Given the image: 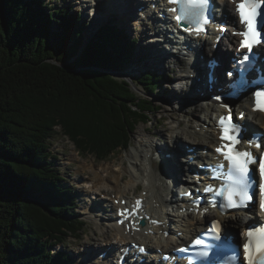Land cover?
Masks as SVG:
<instances>
[{
	"label": "trees",
	"instance_id": "16d2710c",
	"mask_svg": "<svg viewBox=\"0 0 264 264\" xmlns=\"http://www.w3.org/2000/svg\"><path fill=\"white\" fill-rule=\"evenodd\" d=\"M81 20L36 0H0V264H73L51 253L83 226L50 162L56 128L102 161L127 150L137 125L155 114L132 84L155 93L159 74L132 84L114 75L134 41L111 22L84 39Z\"/></svg>",
	"mask_w": 264,
	"mask_h": 264
},
{
	"label": "bare ground",
	"instance_id": "6f19581e",
	"mask_svg": "<svg viewBox=\"0 0 264 264\" xmlns=\"http://www.w3.org/2000/svg\"><path fill=\"white\" fill-rule=\"evenodd\" d=\"M81 1H85V0H81ZM141 1L146 2L145 0H141ZM116 2L119 5L117 8L120 9V12L113 11L116 13V15L115 14L114 15L116 17L120 15V16H123V18H125V15H126L127 20H128V17H131L133 15L134 8L138 9V7L140 6V5L137 6L134 2L129 1L127 2L126 6L123 8L121 7V5L126 3V1L124 2L123 0H116ZM101 5H104V4L101 3L99 6ZM227 8L229 9L228 6ZM101 11H104V14H106L107 13L106 11L109 12L110 9L105 7V10L102 9ZM229 13L230 12L228 11V14H227L228 18H229ZM101 14H103V12H101ZM135 18L137 20H140V21H137V23H135L136 26L140 27V31H143V30L151 31L152 39L150 40H156V37H155L156 32H154L151 27L148 29L145 23L143 22L141 23L140 13L138 11H137V15ZM179 31L183 33L182 30L179 29ZM143 34L140 37L141 40L144 39ZM138 35L139 33H137L135 36H138ZM146 45L140 46L143 49V52L145 48L151 49L149 51L146 49L148 57L144 58L143 66L148 67L149 69L155 68V70L157 71H162L167 66H168V69H172L175 66V64L174 66L171 65L170 62L167 61L165 58H161L160 55L157 54L158 49L152 46L151 43L149 44L147 42ZM221 52H222V47H217V51H215V54L217 56H220ZM142 56L144 57V55ZM205 59H208V56L205 55L204 53V59L201 61V63H202L203 71L206 74L208 69L205 64L206 61H204ZM221 59L223 60L224 57H221ZM138 62H140V59H137V63ZM184 65H185L184 67L186 68V70L188 69L187 71H184L183 74H181L182 76H180L181 78L183 77L185 79L184 87L182 85L177 84L178 82L175 83L174 88L168 85L169 88L171 87L173 89V95L172 96L171 95L170 96L159 95L161 98L164 99V102H161V104L157 103L155 105L156 109L160 107L162 108V106H165L172 111L171 113L165 114V117L169 120L167 121V133L165 134L167 136H162L164 134H161V135L159 134L160 135L159 139L161 138L165 139L166 141L165 143H167V145L158 147L157 144H153V141H150L146 144H141L139 147H135V149L131 153H129L128 158H127L129 161V165H130L129 168H127L123 160H120V161L113 160L110 162L104 161L103 164L101 163L95 164L93 161L90 164H88L89 169H90L89 173H91V176L88 177L86 180H83L82 185L78 187L79 188L83 187L84 189L83 192H85L87 197L89 198L91 197V195H94L96 197L101 196L99 198L100 200L106 199L105 200L106 202L105 210H107V213H109V215H107V217L105 218L106 219L105 226H104L105 230L102 234L103 235L102 241L104 243H102L98 247V251L96 255L98 253L101 254L104 251L107 252L108 255H111L114 249H119V248L124 249V247L127 244H130L131 241H135L138 244H144L148 248H152L153 250H156L158 247H162L164 248L165 251H170V249H173L175 247H180V245L184 244L183 242H187V241L189 242V239L191 238L192 235L196 234L198 231H201L203 229V227L196 226L197 222L196 223L193 222L195 216L192 213L183 214V213L176 212V214L175 213L168 214L167 212H164V214H161V209L156 208V205H158V208H160L161 206L160 202L161 201L166 202L168 200L167 195L168 194L170 195L173 192L172 188H170L172 184L170 183L169 179H167L169 178V175H170L167 170V165L170 166L172 169L176 170L177 172L176 181L180 182L181 181L180 179L183 176H185V173L188 172L187 170L191 166L189 163H186L188 158L190 156L192 157L194 153L200 152L199 150L201 149L199 148H205L203 150L212 149L211 145L216 141V137H217V134L215 133V130H214V123L210 118H208L209 116L205 113V111H203L204 110L203 108L199 109V110H202L201 111L202 113H198V117H194V115L193 116L191 115L192 117H188L185 120L181 119V117H184V115L190 116L192 112V108L186 107V103H189V102L193 103V101H191L192 100L191 96L186 94L183 97V96L178 95L176 91L180 88V86L182 87L181 89L186 90L185 87L186 85L189 84L188 82L189 77L187 75L191 73L190 69H194V67L191 66L190 64H184ZM126 71L125 73L128 74L130 72V69L127 68ZM203 83L205 85V87L202 89V91H204V96L195 95L194 97L196 99H202L205 96L211 95V93L213 92V91L210 92L207 89V85L209 84V82L205 78H203ZM176 94L179 97H175ZM178 100L179 102L182 101L180 102L182 104L179 105L180 106L179 108L174 106V104H176ZM208 108L212 111L221 112V110H219L218 107L216 109V106L215 105L213 106L212 104H209ZM196 110L200 112L198 109ZM196 115L197 114H195V116ZM171 119H173L174 121H170ZM245 120L247 122V125H250V126L255 121H262L264 123V120L258 114L252 115V114L247 113ZM171 123H175V125L171 126ZM150 129H151L150 127H144L142 129V132L151 133L152 131ZM182 144L187 145L190 148L191 147L194 148L193 153L192 154L185 153L184 148H182L183 147ZM156 151H159L160 153H163V154H167V153L170 154L169 161L165 159L163 160L164 168H162L160 164L158 163V161H160L159 158L157 160L155 158H152V156H150V152L155 153ZM197 156H199V160H201L200 154ZM180 157H182L181 158L182 160L179 159ZM85 165H87V163H85ZM124 176H127L128 180L124 179ZM143 179H146L147 182L143 183L142 182ZM139 186L143 187V189L140 192H136V189ZM182 186H185V185H182ZM186 187L188 186L186 185ZM165 191H167L166 197H165ZM136 193H139V194L136 195ZM113 194H114V197H113ZM128 194H132L133 197L128 196ZM134 198L145 199L144 204H145L146 212L147 214L151 216L152 219H159V220L163 219V222H165L166 217H167L168 222L170 224L174 223L175 227H176V224H179V223L183 225V228H181V233H182L181 237L174 238L173 236H171L169 239H164L163 233L165 230H168L165 226H162V227L152 226L151 228L155 231L154 236L146 237L145 235H143L144 230L142 232L136 233L133 236V238L125 234L122 228H119V226L117 227L114 224V221H117V217H114L113 219L110 218V214H113V212L109 207H110V204L114 205V200H122V199L129 200V199H134ZM183 206L188 207V205H183ZM84 214H90V213H88V211L85 210ZM247 218H248V215L245 216L243 214H240V217L231 216L229 219H231V222L234 220L237 221V224H239L243 228L245 223L243 225L241 220H246ZM223 219L226 222H228V226H229L230 221L228 220L227 216L223 217ZM198 221L203 222L202 219H199ZM229 227L232 230L236 228L235 225L229 226ZM160 230H161V233L159 234ZM172 233L174 234L175 231H172ZM110 235H112V237H109ZM112 238L118 241L117 246H115L111 242ZM180 239H182L183 241L180 242ZM103 245H106V247L103 248ZM88 252H91V250H88ZM192 252L193 251H191V253ZM155 253L156 252L153 253L154 255L153 257L156 260L160 256L155 255ZM80 256H84V254Z\"/></svg>",
	"mask_w": 264,
	"mask_h": 264
},
{
	"label": "rangeland",
	"instance_id": "374dc122",
	"mask_svg": "<svg viewBox=\"0 0 264 264\" xmlns=\"http://www.w3.org/2000/svg\"><path fill=\"white\" fill-rule=\"evenodd\" d=\"M42 1L44 3H47V5L49 2H51L50 6H52V9L69 8L71 14L78 12V14H80V16L82 17L81 30L84 39L91 38L94 35L95 31L99 29L100 26L106 24L108 20L111 22H115L116 26H120V27L125 26L127 31H129L130 33L129 38L131 40L133 39L134 35H136L139 32L138 30L139 27L135 25H131V23L133 22L130 20L127 21L126 15L125 18H123V16L120 15H118V17L115 18L116 13L112 12L111 9L109 12L106 11L107 13L104 14V11L101 10L102 9L105 10L106 7L105 2L103 3L104 5L101 6L98 5L97 7V5L92 4L93 2L91 3L84 1H82L84 2L83 5H77L72 0H40V2ZM101 12H103L104 15L101 14ZM58 33L59 32L56 24H52L51 34L54 37H57ZM131 34L133 35L131 36ZM52 41L55 42L54 39H52ZM147 42H148L147 39H142L140 42L136 41L134 51L133 53H131L130 57L128 58L129 61L132 62V65H128L126 67L123 66L121 72L114 74L116 77L125 79L124 73L127 70V68L130 69V72L128 73L130 76L127 77L126 80H128L131 84L135 82L139 78V76L144 72H152V73L158 72L157 74L164 76V78H166L167 76L170 77V75L171 77L173 76L172 73H175L174 67L172 69H169V71L171 70V72H168L166 71V67L162 71H157L155 70V68L149 69L148 67L143 66L144 58L148 57L146 49L148 51L151 49L145 48L143 52V49L140 46L146 45ZM142 55H144V57ZM137 59H140V62L137 63ZM176 75L177 72L176 74H174V76ZM132 86L140 97L150 101L154 105V107L157 103L161 104V102H164V99L161 98L159 95H163V96L173 95V89L169 88L168 84L159 87L155 93L146 92L147 94L143 91V89H145L144 87L140 86L136 88V86H134L133 84ZM176 97L179 96L177 95ZM157 110L159 111H155V114L148 113V119L146 123H140L139 125H137V128L135 129L133 135L131 136L130 147L125 151L124 150L122 151L121 149V151L112 154L105 162H110L113 160H119V161L123 160L127 168H129L130 165L127 158L129 153H131L135 149V147H139L141 144H146L150 141H153V144H157V146L161 145V143H164L165 139L161 138L160 140L159 136L161 134H164L162 136H167L165 134L167 133V121L169 120L165 117V114L171 113L172 111L165 106H162V108L161 107L157 108ZM195 114L197 115L195 116ZM193 115L194 117H198V112L193 110L192 116ZM160 116L161 117L164 116L163 119H161ZM187 118L188 116L186 115H184V117H181L182 120H185ZM170 121H174V120L171 119ZM172 125H175V123H171V126ZM144 127H150L151 128L150 130L152 132L151 133L142 132V129ZM55 130H56V134L49 141V145H50L49 151L53 156L56 157V159L54 160L51 159L50 162H52V164L54 165L53 168L56 169L59 173H61V176L66 177L65 179L67 182L66 183L63 182V187L65 188L71 187V191L67 197H69L70 199H74L73 201L74 206H78V210L76 208V210H74L75 211L74 213L78 215V220H80L83 224L82 231L78 233L77 239L67 238L65 244L57 246L55 250L68 253L70 259L73 261L74 264H91L89 263V259H91L92 256L96 255L98 251V247L102 243H104L102 241L103 240L102 234L105 230L104 227L106 220L105 218L107 217L108 213H106L107 215H104V219L102 220H100L98 217L97 218L94 217L93 215L84 214L82 212V205L84 203L83 199L85 198L88 199L89 197H87L86 193L83 192V189L81 187L78 188V186L80 184L82 185L83 180L91 176V173H89L90 169L88 164H90L93 161L95 164H100V163L103 164V163L97 161L94 156L86 155L83 153L82 155H79V153L76 151L74 145L69 141V139L62 136V134L60 133V129L56 128ZM85 163H87V165H85ZM124 179H127V176H124ZM142 182L146 183L147 180L143 179ZM72 185H74L75 189L72 188ZM170 188H172L173 190L174 188L173 185H171ZM142 189L143 187L139 186L136 189V192H140ZM232 225L241 228V226L236 225V221L235 222L232 221ZM109 237H112V235H110ZM55 250H53L52 253H54ZM88 250H91V252L87 254L88 256L87 255L80 256L82 255V253L88 252Z\"/></svg>",
	"mask_w": 264,
	"mask_h": 264
},
{
	"label": "snow or ice",
	"instance_id": "6c2138e0",
	"mask_svg": "<svg viewBox=\"0 0 264 264\" xmlns=\"http://www.w3.org/2000/svg\"><path fill=\"white\" fill-rule=\"evenodd\" d=\"M168 3L176 5V7L170 9L176 13L175 20L178 25H182L186 31L195 32L199 35L204 31L203 25L208 22L206 10L208 8L209 0H168ZM264 8V0H240L236 5L235 11L239 15L240 23L245 25L246 30L239 33L243 37L240 41V47L246 48L247 52L237 61L242 66H247V62L251 60L252 48L261 42V32H264V28L261 27V21L264 20V12L261 9ZM223 30V29H221ZM232 75V73H229ZM219 100L220 97H215ZM227 108V105H221ZM253 111L264 112V89L255 93V106ZM243 113L240 114L239 119H243ZM228 125L225 127V118L221 117L219 125L224 131V135L220 137L222 141H229L231 144L240 142L241 126L232 122L231 110L229 109ZM251 146L254 141L249 140ZM257 147H260L259 143H256ZM227 149V150H224ZM216 152L223 156L228 162L227 174L224 191L227 192V207L232 208H245L248 203L253 201L254 189L256 186L255 177L250 175L251 171L249 165L258 163L260 171V211L264 213V156L257 158L251 152L238 151L228 145H221L216 149ZM223 168L224 165H220ZM205 191H212L211 188H206ZM217 195H221V192H217ZM140 202L137 201V209L129 211L128 209L122 210L121 215H135ZM155 223V222H154ZM212 232H216L217 229L213 228ZM167 235V234H165ZM247 241L243 245L244 261L246 264H264V227L249 229L246 232ZM219 240V235L213 237ZM194 247H199L204 250L198 251L195 255L199 258L200 264H204L206 258H208L207 245L202 244L200 240L195 242ZM141 252H144L143 248H140ZM181 254H187V249H178ZM167 259V257H165ZM235 259V257L231 258ZM190 264L192 262L190 261Z\"/></svg>",
	"mask_w": 264,
	"mask_h": 264
},
{
	"label": "water",
	"instance_id": "95a60500",
	"mask_svg": "<svg viewBox=\"0 0 264 264\" xmlns=\"http://www.w3.org/2000/svg\"><path fill=\"white\" fill-rule=\"evenodd\" d=\"M135 90V89H134Z\"/></svg>",
	"mask_w": 264,
	"mask_h": 264
}]
</instances>
